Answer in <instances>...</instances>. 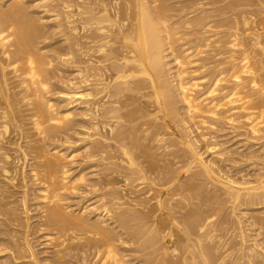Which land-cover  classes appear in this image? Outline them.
I'll return each instance as SVG.
<instances>
[{
	"label": "rangeland",
	"instance_id": "rangeland-1",
	"mask_svg": "<svg viewBox=\"0 0 264 264\" xmlns=\"http://www.w3.org/2000/svg\"><path fill=\"white\" fill-rule=\"evenodd\" d=\"M11 1H13V0H2L0 3L1 4L3 3L5 5V9H6V8H8L9 4L11 3ZM24 1H26L27 2V6H29V7H27L29 11H28V14L26 15V17L28 16L29 18L28 19L25 18L26 21H28V23L29 22H32V23L36 22V24H37L38 23L37 21L40 20L41 21V24L38 23L39 25L38 24L37 25L40 27V29H42L41 31H43V32H41L43 34L39 33L42 36L41 35H38L39 37L37 36L38 38H36L35 41H33L36 44H33L34 46H32V49H33V51L36 50V52H37L36 55H39V54H41L43 52L42 55L45 56L44 57L45 60L47 62H51L52 61V63H53L52 64L53 67L48 70V73H49V78L48 79L50 80L49 83L52 85V88H51L50 92L48 94H46L47 96L45 95L46 98L48 99L47 100L45 98V102H46L45 104L47 105L51 101L50 103L53 102L54 109L56 110V112L57 111H59V112H65L66 111V108L68 109L67 106H69V105H67V104H69V100H67V96L64 93H66V91H68L71 88V83L78 81L76 79L78 77V73L76 72V67H75V66L78 65L77 63H75V62H77V58H76L75 54L73 55V52H74L73 50L75 49V46L72 45V44H75V40H74L75 39V36L72 34V31L70 32V29L71 28L68 25V22L66 21L65 14H63L65 11H69V10L65 9V6L66 5H74V2H73V0H59V1L58 0H54V2H52L53 0H51L49 3H47L48 5L46 4L47 7H45V6H43V3L41 2L42 0H24ZM162 1H163V3H162ZM162 1L159 0V3L165 6V8L167 10L168 19L171 21L170 22L171 24L176 23L177 22V19H180L179 17H182L183 16V18H185V15L186 14H184V13H187L191 17L188 16V18H185V20L186 19L187 20H190V19L196 18L197 16L203 15V16H207L209 19L215 20V21L209 20V22L217 25L220 28L219 29L217 27L216 28L217 30L214 29V30L209 31V34H207L208 33L207 32L208 30H203V28H201V27H193L194 30H195L194 31L193 28L187 29V28H184L182 26H179V28H177L178 31L175 30V33H177V34L180 35V36L178 35L179 36L178 37V40H180V41L177 40L178 42H176V44L174 46V48L176 50L175 51L176 54L175 55L172 54L170 56L172 59L169 58L170 59L169 60L170 65L172 67L171 68L169 66V68H170V71H171V69H172V71L169 72V74L171 75V77L168 76L172 80H176L175 81V84H177V79L174 78V77H176L174 75V73L176 74V70H177V65L174 62L175 57L180 56L181 53H183V51L187 50V48L190 49V48L193 47V45L195 47L196 46L195 44H197L198 41L203 40V38H208V36L213 38L214 35H215V37L212 39V41H214L216 38L219 41L220 40L222 41V45L221 46H216L215 47V45H213L210 48L203 49L202 52L201 51H196L195 49H192L191 50V52H192L191 54L193 55L194 52H195V55L193 56V58L191 60L192 61V63H191L192 65H189L188 66L189 68L187 67L188 74L185 77V81L188 80L186 82H190L192 79H195L196 81H198L197 83H199L200 87L197 88L196 91L194 92V95L195 96H197V95L199 96V95L205 93L208 90L209 87L211 88L210 83L211 84L213 83V81L215 80L214 78L217 75V72H216L217 69L215 67H213V66H216L217 67L219 65V62H220L221 58L223 59V58H226L225 56H227V57L229 56L228 55L229 53L223 55L222 57H220L219 54L221 52L226 53L227 51H230V49L226 48V47H228L226 43L228 41H230V37L233 38L234 35H237L238 38H239V40L241 42H243L244 44H246V45L249 42L247 40L251 39L252 37L256 38L257 36L260 37L262 35L260 38L261 39H264V32H262V31H264L263 30L264 29V16H263L264 15L263 14L264 13V6L262 4H260L259 0H242L243 3L247 4V7L239 8V10H243L244 13L246 12L245 13V17L248 18L249 16H251V17L248 18L249 22H251L250 23V26H247V27L243 23V20H242L243 18H241L242 14H239V15L236 16V14H238L240 11L239 12L236 11V12L233 13V12L229 11V9L227 10V8L230 6V3L238 2V1H241V0H162ZM166 1H168V2H166ZM223 1H225V2H223ZM6 2H7V5H6ZM178 3H179V5H178ZM189 4H190V6H189ZM208 4H210V5H208ZM215 4H218V5H215ZM187 5L189 6V8L191 10L188 8ZM182 6H185V7H182ZM220 6H222L223 9ZM181 7H182V9H181ZM192 9H194V10H192ZM180 10H182V11H180ZM183 10H185V12ZM203 10H204V12H203ZM220 11L223 12V13H225V11H226L227 13L223 14ZM259 11H260V13H259ZM177 12H179V13H177ZM182 12H184V13H182ZM191 12H193V13L191 14ZM201 12H203V13H201ZM218 12H220L221 14L218 13ZM30 13L33 14V15H31ZM35 14H36V16H34ZM176 14H179V15L176 16ZM70 15H71V13H70ZM180 15H182V16H180ZM220 16H221V18H220ZM227 17H229V18H227ZM230 17L233 18L234 20L236 18L235 22ZM35 18H37V19H35ZM225 18L227 19L226 22H224V20H222V19H225ZM253 18H254V20H252ZM229 19H231L232 21L229 20ZM185 20L183 19L182 22L185 21ZM257 20H258V22H257ZM253 21H254V23H253ZM172 22H174V23H172ZM58 23H60L62 25H60ZM236 23H238V25H236ZM219 24H220V26H219ZM63 25H64V27H63ZM58 26H60V27H58ZM225 26H227V28H229V29L227 30V28ZM261 26L263 27V29L261 28ZM235 27H237L238 29H236ZM181 28L183 30H185V31H183ZM253 29H254L255 35L251 31ZM180 30H182L183 32L180 31ZM232 30H235L236 32L235 31H232ZM238 30H240L241 32H239ZM247 30L248 31H251V32H248ZM256 30H258V31L256 32ZM192 32H195L196 34L195 33H192ZM182 33L184 35H187L188 34L189 37L186 36V38H185V36ZM198 33H199V35H198ZM201 33H204V34H201ZM229 34L230 35L232 34V35L230 36ZM244 34H246V35L248 34L249 36L250 35L251 36L250 37L248 35L245 36ZM195 35L197 36V38H196ZM216 35H217V37H216ZM252 35H254V36H252ZM243 36H244V38H243ZM190 39H191V41H190ZM217 39H216V41H218ZM225 40H226V42H223ZM186 41H188L189 45H188V43ZM189 41L190 42H193V43H190ZM82 42H84V41H82ZM223 43H225V44H223ZM71 45H72L73 48H70ZM191 45H192V47H190ZM183 46H185V47H183ZM222 46H225V47H222ZM220 47H222V49ZM211 48H212L213 51L211 50ZM218 50H219V52H218ZM252 50H253L252 47H249V46L246 47V48H242V49L236 50L235 51V53H236L235 54V57L238 60L237 63L240 64L241 61L243 60L242 57L244 56L243 55L244 51H248V52L250 51L249 53L250 54H253V51ZM241 51H242V53H241ZM198 52H200V54ZM204 52H205V54L202 55ZM33 53L35 54V52H33ZM67 55H69V56H67ZM216 55L219 56L220 58L219 57H216ZM72 56H74V57H72ZM46 57H48V58H46ZM70 57L72 58V60H71ZM216 59H218V60L220 59V60L218 61ZM239 59H242V60H239ZM83 60H84L83 61V63H84L85 62V59H83ZM216 61H217V63H216ZM194 62H195V64H194ZM209 62L212 63V64H210ZM83 63H81L82 64L81 67L87 66V65H85ZM205 63L207 65L209 63V65L207 66ZM60 64H61V66H60ZM204 66H206V67L203 70V67ZM200 69H201V71H200ZM209 69H210V72H209ZM195 70H196L197 73H194ZM206 74H207V76H206ZM214 74H215V76H214ZM173 75H174V77H173ZM211 76L213 77V79H212ZM10 77H12V76H10ZM205 77H208V78H205ZM51 79H52V81H51ZM247 79L248 78H246L245 80H247ZM16 81H17L16 79H12V81H11V84L12 85L11 86L15 87L17 85V83L15 84ZM200 81H202V82H200ZM261 82H262V84L264 86V72L262 73ZM69 84H70V86H69ZM67 87H69V89H67ZM226 87H228V89ZM230 88H231V85H229V86L228 85H222V87H220V89H219L222 92L218 91V93H216V98L217 99H222L223 96H225L226 94L229 93ZM223 91H226V92H223ZM62 94H64L65 96L62 95ZM223 94H225V95H223ZM219 95L221 97H219ZM259 102L256 104L257 106L256 105L254 106V108H253V110L251 112L253 114L254 113L255 114L257 113V115H256L257 117L255 116V118L257 120L259 119L258 122L260 121L263 124L264 123V117H261V116H262V114L264 115V113H263L264 112V102H263V104L262 103H259ZM21 105L23 106V104H21ZM21 105H19V107H21ZM24 105H26V104H24ZM179 105H180V107H179ZM183 106H184V104L182 102H180L178 104V107L180 108V112L182 111L185 114V112H186L185 111V108H183V110L181 108ZM24 107L27 108V106H23V107H21L19 109L18 108V105L16 107H14L15 111H16V109H19V111L18 112L16 111L15 114H17L19 112H20V114H22L23 112H21V111H24V113L27 116H24L25 115L24 113L21 116L19 114H17V115L20 116L21 119L19 117H17V115H16V119L17 118H19V119H17V120L15 119L16 122H15V120H13V121L11 120L13 122V125L14 126L11 125V123L9 121V126L11 125L9 127L10 130L8 132L9 135L2 132L7 137L5 135H3V137L5 136V138H6V139L5 138L3 139L5 143H3V141L0 142V144H1L0 145V150L3 151L2 153L0 151V165L1 166H4V167L6 165H8L7 167L10 169V173L8 174L9 176L6 175V174L3 175V173H2L3 171L0 172L1 176L3 175L2 177L0 176V190L1 189L3 190V191L2 190L0 191L1 192L0 193V197L2 196L1 199H0V201L1 202L2 201H5V202H3L4 204H1L0 203V209L1 208H4L5 207V203H6V207L4 208V210H2V209L0 210V215L2 213V215L0 216V241L3 242V240H4V243L3 244H2V242H0V247H1L0 249L6 248L4 246H7L8 243H12V244L16 245V248L18 249L17 250L15 248L14 249L8 248L9 250L6 251L7 253L6 252L4 253L5 257L0 258V261H1L0 264H4V263L5 264H17L18 262H19L18 264H28V262H29V264L30 263L31 264H36V261H37V264H54L55 262H56L55 264H57V263L58 264H62V262H63V264H98L100 260H97V259L94 258V257H96V254L98 252L97 250H99V251L102 250V252H103L105 250V248H106L104 245H102L103 244V241H100L101 240L100 237H98L95 234V233L98 232V229H99V228H97L98 226H100V227H107L108 226L107 228L110 227V230L113 229V228H115V230L114 229L113 230L116 233L119 230V232H118L119 234L118 233L117 234L119 235V237L121 236V238L118 239L120 241V243L118 245V242H116V241H118L116 239L117 238V234H116V238H115V242L116 243L114 242V245H115V247L118 245L116 247L118 249H115V251L116 250H117L116 252L119 251L118 252L119 256L121 258L124 257L123 258L124 261L125 262L127 261L128 264H129V262H132L130 264H137L138 262L139 263L141 262L140 264H152V263L155 264V262H156V264H158L159 261H162L164 259V252H163V250H161V249H163V244H162L163 242L157 241V240L154 241V239H153L154 238V235H155V232H152L153 231V221H152L153 220L152 219V217H153V206H156V204H157V201H156V203H155V201H153V190L156 193V195L160 194V189L163 190L164 188H162L160 186H157V185H160L163 182H165L167 180H172L174 178H176L178 180V177L177 176L179 174H180V177H181V179L183 181H181V179H180V181H179L180 183L178 182L177 183V186L175 187L176 189L175 190L173 189V190L175 192L179 193V195L177 193L176 194L178 196H180L181 198H183V200L185 199V201L183 202V200H181L180 197H177V195L174 194L175 192L173 190H172L173 193H171L172 195L171 194H170V196L169 195H166L163 198V200H164L163 202H165V204L166 203H169V200H172L170 203H171L172 207L174 208V210L177 212V215L176 216L178 218L180 217L179 219L177 218L178 220H180L179 221V224H180L179 226L182 227L183 226V221L189 220V219L195 220L197 218L200 221L203 220L204 222L206 221V219H208L209 220V227H208V229L206 231H207V233L208 232L211 233L214 236V239L215 238H217V239L216 240L213 239L214 241H211L212 244L210 243V241L207 242L206 244L208 246L215 247V248L217 246V249L220 251L218 254H219V256H221L222 258L225 259V264H241V262H243L242 264H247V263L248 264H264V259H263L264 258L263 257L264 256V253H263L264 252V242H263L264 241V203H263L264 202V199H263L264 198V185H262L263 184L262 182L264 181V178H263L264 177L263 176L264 175V132H262L260 136H253L251 134L250 128L248 126V123H247L246 119H243L244 118L243 116H245V113L246 112H244L242 110L241 111L240 110H236V111L233 112V115H236V116L239 115V116H237V118L238 119L240 118L239 122L236 123V124H232V123H230V122H228L226 120H221V119H218L217 120V119H214V118H208V119H206L208 124L207 125H203V124L201 125V124H199V122L201 121V119H198L199 121H197V120L195 121V124L196 125L194 123H189V125H188V126H190L192 128L191 130H192L193 134H191L192 133L191 131L185 130L186 129L185 128L186 125H184V123H182L181 121H179V123L180 124L182 123L183 125L182 124L181 125L184 126L181 129L182 134L183 135L185 134L188 140L193 141V138H194L193 135L195 136V138L197 140H200L199 135L201 136V134L205 135L206 137L208 136L205 141H203L202 139L200 140L201 141V143H200V145H201L200 151L201 152L200 153L203 154V155H205L204 157H205V159L207 161L211 162L212 164L215 163V165L213 164L214 165V168H215V172H214L215 174H213V175L211 174V177L214 178V179H212L210 177V175L205 174L206 172L203 169H201V167L199 165L197 166V164L193 163L192 157H190V156H192L191 151L188 150L189 148L187 146H185V144H182L179 139L177 141V138L175 136H173L170 131H166L165 132V130L163 128H161L159 122L156 121V116H153L154 119H153V117H147V118L145 117L144 119H140L139 121H137L135 123V124H137L139 122V125L140 126L141 125L143 126V124H145V123H146L145 125H147V126L144 125L143 127L141 126V128L139 130L142 129V131H137V133H138V146L141 143V145L139 147H137L136 144H133L131 141H127L124 144L117 142L116 141V138H115V137H117L116 135H118V132H117L113 136V141H115V142H113L112 140H109L108 142H106V145H105V150H106L105 157L101 158V156L103 154H100L98 156V154H93V152H92V146L93 145L90 142V140L92 141V139H89V136L90 135L91 136L94 135L93 139L94 138L95 139L96 138L97 139H101V137H99L98 134H97V136L99 138L97 136H95L96 132L92 131V127L90 126V124H88V121L90 120V118H88V117H90V116L84 118V115H87L86 114L87 111L85 110V107L86 106L85 107L84 106H81V107L79 106V107H77L78 109L77 108L73 109L72 111H74V113L72 112L73 113V115L71 116L72 118H69V119H73L74 121H76V123H74L73 121H70L69 123H66L67 122L66 121L65 124H63V125L66 126L67 129L64 128V126L62 125L63 127L61 129L57 128L54 133H52L49 136H47V138H46L47 140L45 139L46 136H44V137L41 136L42 138H44V140H43L40 137V135L36 132L34 126H32V124H33V122L35 120L34 119L35 117H33L34 116L33 113H35V115H36L37 114V111L35 109H33V111L35 110V112L28 111V110H30V107H32V108H35V107H33V106H30L29 107L28 106L29 107V108H27L28 110L27 109L26 110H23V109H25ZM258 107H259V109H258ZM81 109L84 110V111L82 112ZM256 110H258V111H256ZM76 111H79V112H76ZM145 111H143V112H145ZM182 112H181V114L183 115ZM259 112H262V114L260 115ZM82 114H83V116H82ZM76 115L79 116V117H77ZM157 115L160 116V114H157ZM29 116H30L31 119H29ZM80 116L82 118H80ZM183 116L185 117V115H183ZM32 117H33V119H32ZM86 118H88V119H86ZM260 118L263 119V120L261 119L263 122L260 120ZM77 119H79V120L77 121ZM18 120H19V123L17 122ZM217 121H218V123H217ZM71 122H73V123H71ZM210 122H212V123H210ZM156 123H157V125H156ZM71 124H72V126H71ZM75 124H76V126H75ZM158 124H159V126H158ZM150 125L151 126L154 125L153 126L154 128L151 127ZM261 125H259V126L264 131V124L262 126ZM17 126H19L20 129ZM68 126H70V127H68ZM156 126H157V128H156ZM21 128H22V130H21ZM149 128H151V129H149ZM183 128H184V131H183ZM218 128H220V129H218ZM16 129L19 130V131H17ZM57 130L59 132H57ZM63 130L66 131V132H64ZM147 130H150V131H147ZM158 130H160V132ZM195 130H197V131H195ZM15 131H16V134H15ZM22 131H24V132H22ZM30 131H32V132H30ZM85 131H86V133H85ZM185 131L188 133V135L190 137L187 136V133ZM209 131H210V133H209ZM20 132H22L21 134L24 137L21 136ZM80 132H81V134H80ZM36 133L39 136H37ZM145 133H146L147 136L145 135ZM158 133H159L160 136L157 135ZM163 133H164V135H163ZM53 134H54V136H53ZM151 135H152V137H151ZM155 135H156V137H155ZM185 135H184V137H185ZM247 136H250V138L247 137ZM160 137L163 140L165 139L163 143L162 142H158L159 140H161V139H158ZM40 138L44 142L41 141ZM153 138H155V139H153ZM51 139H53V140H51ZM141 139H142V141H141ZM145 139H146V141H145ZM156 139H157V142L159 144L158 143L156 144V141H155ZM251 139H254V140L251 141ZM101 141H105V140L104 139H101ZM110 141H112V142H110ZM152 141L153 142L155 141V142L153 143ZM29 142H30V144H29ZM85 142H86L87 145L85 144ZM165 142H166V144L164 145ZM177 143H179V144H177ZM162 144H163V146H160ZM170 144H171V147H173L171 149L168 148V147H170ZM215 144H216V146H215ZM134 145H135V147H134ZM211 145H214L213 147H216V150L215 151L207 150L209 148V146L212 147ZM108 146H110L111 148H109ZM123 146H124V148H123ZM141 146H143V148ZM174 146H176V147H174ZM32 147L35 148V149H33ZM119 147H121V149ZM160 147H162V148L160 149ZM163 147H165V148H163ZM107 148H109V149H107ZM125 148H126V150L128 149L129 151L132 148L135 149V151H133V153H132L133 154L134 161L137 162L136 165L139 166V168H144L145 171L147 170L145 172V175H142L141 176V175L133 174V172L131 170V166L128 163L129 162V159L126 156H124V150H125ZM136 148H137V150H136ZM166 148H167V150H165ZM41 149H44V151L41 150ZM46 149H47V151H46ZM34 150H36V151L34 152ZM86 150L88 151L89 154L86 153L87 152ZM122 150H123V152H122ZM218 150H219V154L217 152ZM22 151H23V153H22ZM41 151H43L45 153H43ZM54 151L55 152L59 151V152H62V153L68 154V155L69 154L75 155V160H74V163H72V164L70 162H68V161H71V158H69V160L67 161V163H66L65 160L64 161H58L56 163H55V161L53 159L52 160L55 163V167H56L55 169L57 170V173L60 174L59 175V180H61L60 182H62V179H63L62 178L63 177L62 174H63V172L65 170L64 167L67 170L69 169L70 172H72V173H70L69 180H68L69 183L71 182V187L70 186L68 187L70 190L69 189L68 190H65V191L62 190V192L64 191L63 192L64 194L61 191H59V194L61 196V199H63V201L61 200L63 202V204H60V205H61L64 213L65 212L66 213L68 212L67 215L70 218H77L79 216V214H80L79 217H81V219L83 220V223H81L82 221L80 223L77 222L76 223L77 226L76 225H74V226L72 225L71 227L70 226H65L62 230H59V228H58L61 225L60 226L59 225L58 226L57 225H52V223H50L51 221H49V219H45V218H48V214L47 213H48L49 209L53 208L51 205L54 206V204L53 203L48 204V201H46L47 203H45V201H43L42 198H39V197L42 196V193L41 192L44 191L45 189H47V186L50 187L49 186V181L46 183V181L48 180V178H47V169L44 166L45 165L44 159H43L44 158V154H46V153L47 154L48 153L51 154L52 153V155H53L54 154ZM146 151H148V152H146ZM4 152H7V154L10 156V159L11 158L12 159L6 162V160L3 159L4 158L3 155L6 154ZM214 152H216L219 156L216 153H214ZM223 153H225V154H223ZM33 154H34V157H33ZM36 154H38V155H36ZM52 155H50V156H52ZM220 155H222L223 157H221ZM26 156H28V157L26 158ZM177 156H179V157H177ZM34 158L36 159V162H35V159ZM37 158H39V159H37ZM40 158L43 159V161ZM24 159H27L28 161L27 160H24ZM1 161H3V162H1ZM93 161H94V163H92ZM189 162H190V164L192 163V165H190V164L187 165ZM61 163H62V165H61ZM15 164H17V166ZM24 164L26 166H24ZM31 164H32V166H30ZM19 165H21V166H19ZM1 166H0V169L3 168ZM187 166H189V167H187ZM14 167L15 168L18 167V168L15 169V170H13ZM152 167H155V169L157 171L154 168H152ZM156 167H158V168H156ZM34 168H35V170L37 168L36 172H34L35 171ZM39 168H40V170H39ZM185 168L189 169V171L187 169H185ZM193 168H195V169H193ZM59 169H61V170H59ZM32 170H34L33 172L34 173H37L38 175H40V173H42V172L44 173V171H46L45 172L46 175H44V174L43 175H40L43 178H41V177L39 178V176H38L39 180L32 179L33 178L32 177L33 176ZM56 170H55V172H56ZM153 170L156 173L153 172ZM176 170H178V171H176ZM12 171H14V172H12ZM37 171H39V172H37ZM40 171H42V172H40ZM58 171H60V172H58ZM216 171H217V173H216ZM165 174H167V175H165ZM175 175H177V176H175ZM6 177H7V179H9V177H10V179L7 180ZM57 177H58V175H57ZM80 177H86V180L87 181H83V183H80V182L78 183L77 181L79 180ZM194 177H195V179H194ZM44 178H46V179H44ZM127 178H129L130 181H127V180L125 181V179H127ZM163 178H166V179H163ZM219 178L221 179V181L223 180L222 182H226V184H227V182H229L228 179L231 178L232 180L229 179L230 181H234L238 185L241 184L240 185L241 187L243 186V184H245V187L246 188L247 187H252V186L257 187V191L259 190L257 192L259 194V197L258 196L257 197L254 196V197H250V198L249 197H246V195L248 194V192H247V190H245L246 192L243 191L242 197L238 200L240 202L239 203V202L235 201V199L231 198L230 197V194H228V190L226 188H223V186H221V184L219 182H217V181H220ZM223 178H225V179H223ZM226 178H228V179H226ZM41 179L42 180L44 179L43 180L44 183H43V181H40ZM75 179H77L76 182H75ZM258 179H261V180L259 181ZM31 180H32V182H31ZM84 180H85V178H84ZM156 180H159L160 182L159 181H156ZM257 180L259 182H256ZM7 181H9V182H7ZM11 181L15 182L14 185L11 184V183H13ZM154 181L156 182V184H155ZM72 182H74V183H72ZM250 182H252L253 184L250 183ZM75 183H77V184H75ZM208 183H209V186H206ZM43 184H45V185L47 184V185L46 186H43ZM74 184L77 185V186H75ZM256 184H257V186H256ZM153 186H155V187H153ZM187 186H189L190 188L187 187ZM72 187H74L73 189H75V190L71 189ZM194 187H195V189H194ZM158 188H159V190H158ZM110 189H112V191ZM187 189H189V190L191 189L190 192ZM79 190H80V192H79ZM148 191H150L151 193L148 192ZM157 191H159V192H157ZM24 192L25 193L28 192V195L29 196L27 194H25ZM184 192L188 193V195L186 193H184ZM262 193H263V195H262ZM3 194H5V195H3ZM11 194H12V196H11ZM189 194H191V197L192 196H195V197L194 198L193 197L191 198L189 196ZM243 194L245 195V197H244ZM8 195H10V196H8ZM108 195L111 196L112 198L109 197ZM25 196H27V197H25ZM186 197H187V199L192 200V201L186 200ZM199 197H200V199H199ZM174 198H176L177 200L174 199ZM196 198H198V199H196ZM6 199H8V201ZM116 199L118 200V202H117ZM178 199L180 201H182V203H184V204H182L180 201H178ZM245 199H247V200L245 201ZM50 202H51V200H49V203ZM209 202H210V204H209ZM211 202H213V203H211ZM241 202H243V203H241ZM24 203H25V205H23ZM199 203H200V207H199ZM256 203H258V204H256ZM42 204H43V206H42ZM213 204L216 205V206H214ZM241 204H244V205H241ZM248 204H250V205L248 206ZM251 204H252V206H251ZM260 204H262V205H260ZM64 205H65V207H63ZM104 205L108 206V208L107 207L104 208L105 207ZM181 205H184V206H181ZM187 205H189L190 208ZM191 205L194 208L191 207ZM212 206H213V208L211 209ZM239 206H241V207H239ZM101 207L104 210H102ZM186 207H187V209H186ZM11 208H12V210H11ZM13 208H14V211H13ZM86 208H88V210ZM98 208L100 210H102V211L99 212V209ZM203 208H204V212L202 210ZM46 209H48L47 210V213H46ZM96 209L98 211H96ZM106 209H107V211L109 213H107V211H105ZM145 209H146V211H145ZM193 209H195V210H193ZM24 210H25V212H24ZM69 210L72 211V212H70ZM83 210H85L86 213H84ZM109 210L112 211V212H110ZM178 210H180V211L182 210L184 212V214L187 215V216L183 215V212L182 211H181L182 213H179L180 211H178ZM189 210H190V212H188ZM191 210H193V212ZM42 211H43V213H42ZM209 211L210 212L212 211V212L210 213ZM129 212H131V213H129ZM146 212H147V214H146ZM5 213H6V215H5ZM7 213H9L8 214V217L10 216L9 218L7 217ZM12 213L13 214L15 213V214L12 216ZM71 213H72V215H74V217H72ZM82 213H84V214L81 215ZM113 213L115 214V217H114V214ZM190 213H192L191 216H190ZM201 213H202V215H201ZM106 214H110V215L107 216ZM178 214H180V216H178ZM4 215L6 217H4ZM102 215H103L104 218L102 217ZM97 216H98V218H97ZM211 216H213V217H211ZM110 217L112 218V221L110 220L111 219ZM181 217H182V219H181ZM18 218H20V219H18ZM94 218L96 220H94ZM107 218H108V220H107ZM113 218L115 219V221H114ZM183 218H185V219H183ZM2 219H4L3 221H5L7 219L8 220H7V222L5 221V223H4L3 221H1ZM14 219H15L16 222L14 221ZM97 219H102L103 221L102 220L101 221L99 220L100 222H97L98 221ZM9 220H11V221H9ZM90 220H93V221H90ZM117 220H119L120 222L117 221ZM126 221H128V222H131L132 221V222L131 223H128ZM45 222H48L49 225L48 224H45L43 226L42 223H45ZM95 222L98 223V224H96ZM16 223H18V224H16ZM106 223H108V224H106ZM142 223H145L146 225L145 224H142ZM147 223H148V225H147ZM81 224H83L85 226H83ZM93 224H94V226L96 225V227H94ZM105 224H106V226H105ZM116 224L117 225L119 224V225L117 226ZM210 224H212V225H210ZM88 225H89V227H87ZM120 225H121L122 228L124 227L125 229L123 228V230H122V228L119 227ZM55 226H57L56 227L57 229L55 228ZM80 226H82L83 228L80 227ZM127 226H129V227H127ZM145 226H147V227H145ZM5 227L8 228V229H4ZM86 227H87V229H86ZM151 227H152V229L150 230ZM65 228L66 229L68 228V230H66ZM81 228H82V230L83 229H85V230L82 231ZM90 228H91V230H92V228H96V229H94V230L91 231ZM141 228H142V232L143 233L141 232ZM175 228H176V226L174 227V231H175V233H176L177 236H176V238H174V241H177V242H174V245L176 243V247L178 249H181L182 246H184V244H183L184 243V236H183L182 233L177 232L178 231V228L177 229H175ZM9 229H10L11 232L9 231ZM128 229H130V230H128ZM3 230H5V231H3ZM7 230H8V232H7ZM65 230H66V232H65ZM212 230H213V232H212ZM60 231H62V232L64 231L63 234ZM84 231H86L85 233H87V232H89V233H87L86 236H85ZM93 231H94V233H93ZM95 231H97V232H95ZM135 231H136V233H135ZM2 233L3 234H6V236L3 235ZM92 233L95 236H97V237H94V235ZM67 234H69V235H67ZM50 235H52V237H49ZM135 235L137 236V238H135L136 237ZM15 236H16V238H15ZM216 236H219V237H216ZM7 237H8V239H7ZM53 237L56 238V239L55 240L54 239L52 240ZM76 237L78 239H76ZM86 237L88 238V240H86L87 239ZM126 237H128V239ZM181 237H182V239H181ZM4 238H6V239H4ZM18 238H19V240H18ZM24 238H25V240H24ZM70 238H73V239H70ZM79 238H80L81 241L79 240ZM84 238H85V240H84ZM124 238H126V239H124ZM63 239L65 241L67 240L66 241V244H65V242H63ZM89 239H90V241H89ZM130 239H131L132 242L130 241ZM9 240H10V242H9ZM15 240H17V241H15ZM76 240H78V241H76ZM91 240H93L94 243L96 241V243L94 244L93 242H91ZM74 241H76V243ZM98 241H100V242H98ZM218 242H219V244H218ZM16 243H18V244H16ZM25 243H26L27 246L25 245ZM61 243H63V244H61ZM90 243H92V244H90ZM97 243L99 245L101 244V246H99V247L96 246ZM215 243H216V245H215ZM222 243H223V245L221 246ZM77 244H79V245L77 246ZM93 245L95 247H97L96 248L97 250L95 248H93L94 247ZM132 245H134V246H132ZM153 245H154V247H153ZM29 246L32 247L33 249L35 248L34 250L36 251V255L38 256V257H36V259H33V258L29 257L30 255L28 254V252H24V254H23L24 256L21 257L22 260L19 258L18 255L16 256V254H18V251L19 250H23L24 251V250L28 249ZM66 246H68V247H66ZM121 246H122V249L120 248ZM255 246H256V248H255ZM62 247L65 249V251L63 250ZM100 247L101 248L103 247L104 250L101 249ZM126 247L127 248L129 247L132 250H129V248L127 249ZM222 247L225 248V249H223ZM231 247H232V249H230ZM68 248L70 250L71 249L72 250L71 251L70 250L67 251ZM91 248L93 249V252H91ZM74 249H76V250H74ZM79 249H82V250H79ZM125 249H126V251H125ZM221 250H222V253L223 254L221 253ZM225 250H226V252H225ZM240 250H241V252H240ZM16 251H17V253L14 254V252H16ZM130 251H132V252L130 253ZM155 251H157V252H155ZM249 251H251V253ZM254 251H256V252H254ZM60 252H62V253L60 254ZM86 252L88 254H86ZM122 252H124V253H122ZM238 252H239V254H238ZM121 254H124L125 256L124 255L121 256ZM11 255L13 256L14 261L12 260V256ZM61 255H63V256L61 257ZM126 255H127V257H126ZM142 255L145 256V257H143ZM158 255H159V257H158ZM223 255H225V256H223ZM252 255H253V257H252ZM256 255H257V257L260 256V258L263 261L260 258H257ZM59 256H60V260H59L60 263L58 261ZM83 256L85 258V262L83 261L84 260ZM135 256H136V258H135ZM56 257H58V258H56ZM156 257H158V259ZM242 257H244V258H242ZM248 257H249V259L252 258V259H250L251 261L248 259ZM142 258H143L144 261L142 260ZM167 258H169V257H167ZM61 259H63V260L61 261ZM81 259H83V260L81 261ZM240 260H243V261L240 262ZM33 261H35V262H33ZM12 262H14V263H12ZM110 264H112V263L110 262ZM180 264H182V263H180Z\"/></svg>",
	"mask_w": 264,
	"mask_h": 264
},
{
	"label": "bare ground",
	"instance_id": "bare-ground-1",
	"mask_svg": "<svg viewBox=\"0 0 264 264\" xmlns=\"http://www.w3.org/2000/svg\"><path fill=\"white\" fill-rule=\"evenodd\" d=\"M2 0H0L1 2ZM51 0H42L41 2L43 3V6L47 7V3H49ZM59 1V0H58ZM162 1V0H160ZM30 2V1H29ZM35 2V1H34ZM54 2V0L52 1ZM74 5H66L65 9L69 10V11H65L63 14H65L66 17V21L68 22V25L70 26V32L72 31V34L75 36V44H72L73 46H75V49L73 50V55L75 54L76 58H77V63L75 66L76 67V72L78 73V77L76 78L78 81L77 82H73L71 83V88L69 89V87H67V89H69L68 91H66V93H64L67 96V100H69V106L68 109L66 108L65 112H59L54 109V105L53 102L52 103H48L47 105L45 104V98H46V94H48L52 88V85L49 83V73L48 70L51 69L52 66V61L51 62H47L45 60V56L42 55L43 52L39 55H36L37 52L36 50L33 51L32 46H34L33 41H35L36 38H38V35H41L43 33V31H41L42 29H40V27L38 26L41 21H37L38 25L36 24V22L32 23L26 21V19H28L29 17L26 15L28 14V8L29 6H27V2L24 0H13L11 1V3L9 4L8 8L5 9V5L2 3H0V142L3 141L4 142V138H5V134H8L9 130H10V126L13 125V120L16 119V115L19 114L20 116L23 115L24 111L22 114L17 113L15 114V112L19 111V109L23 106H27V108H29L30 106H33L35 108L30 107V110H28L26 107H24L25 109L23 110H28V111H33V109H35L37 111V114L35 115V113H33V117H35L34 122L32 124V126H34L36 132L40 135V137H45V139L47 138V136H49L50 134L54 133L56 131L57 128L61 129L66 123H69L70 121H73L74 123H76V121H74L73 119H69L72 118L71 116L73 115L74 111H72L73 109L77 108V107H81V106H86L85 110L88 112H86L87 115H84L85 117L90 118V120L88 121V124H90V126L92 127V131L96 132L95 136L101 137V139H104L105 141H101V139H93L94 135H90L89 139H92V141L90 140L92 146V152L93 154H98V156L100 154H103L101 156V158L105 157V145L106 142H108L109 140L113 141V136L114 134H116L118 132V135H116V141L119 143H125L127 141H131L133 144H136L137 147H139L141 145V143L138 146V133L137 131H142L139 130L141 128V126L139 125V122L137 124H135L137 121H139L140 119H144L145 117H153L156 116V121L159 122L161 128H163L166 131H170L172 133L173 136H175L181 141L182 144H185V146H187L189 149V151H191L192 156V161L193 163L197 164V166L199 165L201 167V169H203L206 173L210 175L211 174H215V168L214 165L215 163H211L209 161H207L205 159V155L201 154L200 152V143H201V139L203 141L206 140L205 135L201 134L200 140H197L195 138V136L193 135V141L188 140L186 135L184 137V135L182 134V126L184 123V125H186V129L185 130H189L192 132V128L189 125V123H194L195 121H199L198 119H201V121L199 122V124H203V125H207V120L208 118H214V119H221V120H226L232 124H236L239 122L240 118L238 119L237 116L239 115H233V112L236 110H242L245 113V116H243V119H246L248 126L250 128V132L253 136H260L262 132H264L259 125H261L262 123L255 118V116L257 115V113L254 115L251 111L253 110L254 106L259 102L262 103L264 102V86L261 82V77H262V73L264 72V39H261L260 37L262 36H257L256 38L252 37L251 39L247 40L249 41L248 44H244L243 42H241L238 38L237 35H234L233 38L230 37V41H228L226 44L228 47V49H230V51H227L226 53L221 52L219 55L220 57H222L223 55L229 53L228 57L225 56L226 58H221L219 65L213 66L217 69V75L215 76V80L213 81V83L211 85V88L209 87L208 90L201 94V95H194V92L196 91L197 88L200 87L199 83H197L198 81H196L195 79H192L190 82H186L188 80L185 81V77L188 74L187 72V67L189 65H192V58L195 55H192L191 50L195 49L196 51H201L205 48H210L213 45L216 46H221L222 45V41L217 40L216 39L214 41H212V37L208 38H203V40L198 41L197 44H195L196 46L192 47V45L190 47L192 48H187V50L183 51V53H181L180 56L175 57L174 62L177 65V70H176V74L174 73V75L177 77H173L175 79H177V84H175L176 80H172L171 78H169L168 76L171 77V75L169 74L170 68V62H169V58H171L170 56L173 54L175 55V44L176 42L180 41L178 40V37L180 36L179 34L175 33V30L178 31L177 28H179V26H182L184 28L190 29L193 27H201L203 28V30H208L206 33L209 34V31L216 29L218 26L209 22V20H213V19H209L207 16H197L196 18L190 19V20H185V18H188L187 13H184L185 10H183L185 15V18L179 17L180 19H177V22L174 24H171L170 20L168 19V15H167V10L165 8L164 5L159 3V0H73ZM72 2V3H73ZM168 2V1H166ZM165 2V3H166ZM171 2V1H170ZM179 2V1H178ZM184 2V1H183ZM214 2V1H213ZM222 2V1H221ZM225 2V1H223ZM229 2V1H228ZM260 4H262L264 6V0H259ZM67 3V2H66ZM163 3V1H162ZM199 3V2H198ZM218 3V2H217ZM252 3V2H251ZM29 4V3H28ZM47 4V5H46ZM213 4V3H212ZM7 5V2H6ZM179 5V3H178ZM185 5V4H184ZM210 5V4H208ZM218 5V4H215ZM261 5V6H262ZM42 6V5H41ZM188 6V5H187ZM190 6V4H189ZM188 6V8H189ZM194 6V5H193ZM196 6V5H195ZM200 6V5H199ZM258 6V5H257ZM260 6V7H261ZM44 7V8H45ZM50 7V6H49ZM167 7V6H166ZM185 7V6H182ZM181 7V9H182ZM205 7V6H204ZM208 7V6H207ZM222 7V6H220ZM244 8L247 7V4L243 3L242 0L238 1V2H234V3H230V6L227 8V10L229 9V11L231 12H236V11H240L237 15L242 14L241 18H243V23L244 25L250 26V23L248 18L251 17L249 16L248 18L245 17V13L243 10H239V8ZM254 7V6H253ZM43 8V7H42ZM192 8V7H191ZM198 8V7H197ZM250 8V7H249ZM64 9V10H65ZM174 9V8H173ZM176 9V8H175ZM187 9V8H186ZM190 9V8H189ZM212 9V8H211ZM214 9V8H213ZM223 9V7H222ZM263 9V8H262ZM191 10V9H190ZM194 10V9H192ZM226 10V11H227ZM182 11V10H180ZM189 11V10H188ZM225 11V13H227ZM68 12V13H67ZM71 15H70V13ZM195 12V11H194ZM204 12V10H203ZM201 12V13H203ZM207 12V11H206ZM221 12V11H220ZM218 12V13H220ZM179 13V12H177ZM193 12H191L192 14ZM215 13V12H214ZM223 13V12H221ZM220 13V14H221ZM223 13V14H225ZM254 13V12H253ZM258 13V12H257ZM260 13V11H259ZM31 14V13H30ZM183 14V15H184ZM190 14V13H189ZM213 14V13H212ZM231 14V13H230ZM248 14V13H247ZM250 14V13H249ZM264 14V13H263ZM33 15V14H31ZM70 15V16H69ZM179 14H176V16ZM200 15V14H199ZM205 15V14H204ZM214 15V14H213ZM228 15V14H227ZM36 16V14L34 15ZM60 16V15H59ZM175 16V17H176ZM226 16V15H225ZM232 16V15H231ZM264 16V15H263ZM64 17V18H65ZM174 17V16H173ZM191 17V16H190ZM213 17V16H212ZM223 17V16H222ZM233 17V16H232ZM26 18V19H25ZM40 18V17H39ZM214 18V17H213ZM217 18V17H216ZM219 18V17H218ZM221 18V16H220ZM219 18V19H220ZM229 18V17H227ZM231 18V17H230ZM37 19V18H35ZM34 19V20H35ZM185 20L182 22V20ZM218 19V20H219ZM233 19V18H231ZM229 19V20H231ZM260 19V18H259ZM262 19V18H261ZM61 20V19H60ZM224 20V22L227 21V19H222ZM234 20V19H233ZM236 20V18H235ZM234 20V22H235ZM251 20V19H250ZM254 20V18L252 19ZM179 21V22H178ZM215 21V20H213ZM212 21V22H213ZM217 21V20H216ZM220 21V20H219ZM232 21V20H231ZM260 21V20H259ZM233 22V23H234ZM237 22V21H236ZM258 22V20H257ZM223 23V22H222ZM232 23V22H231ZM254 23V21H253ZM60 24V23H58ZM62 25V24H60ZM67 25V26H68ZM236 25H238V23H236ZM242 25V24H241ZM252 25V24H251ZM220 26V24H219ZM222 26V25H221ZM244 26V27H245ZM259 26V25H258ZM42 27V26H41ZM60 27V26H58ZM64 27V25H63ZM227 28V26H225ZM234 27V26H233ZM238 27V26H237ZM237 27H235L236 29H238ZM62 28V27H61ZM60 28V29H61ZM219 28V27H218ZM223 28V27H222ZM240 28V27H239ZM261 28L263 29V27L261 26ZM44 29V28H43ZM182 29V28H181ZM220 29V28H219ZM229 28H227L228 30ZM248 29V28H247ZM256 29V28H255ZM183 30V29H182ZM180 30V31H182ZM192 30V29H191ZM194 30V28H193ZM192 30V31H193ZM198 30V29H197ZM202 30V29H201ZM202 30V31H203ZM217 30V29H216ZM242 30V29H241ZM245 30V29H244ZM249 30V29H248ZM247 30V31H248ZM264 30V29H263ZM185 31V30H183ZM182 31V32H183ZM195 31V30H194ZM223 31V30H222ZM235 31V30H232ZM239 32H241L240 30H238ZM252 33L255 35L254 33V29L251 30ZM248 31V32H251ZM258 30H256L257 32ZM197 32V31H196ZM201 32V31H200ZM236 32V31H235ZM243 32V31H242ZM247 32V33H248ZM264 32V31H262ZM41 33V34H39ZM180 33V32H179ZM187 33V32H186ZM189 33V32H188ZM195 33V32H192ZM213 33V32H212ZM215 33V32H214ZM183 34V33H182ZM191 34V33H190ZM189 34V35H190ZM196 34V33H195ZM204 34V33H201ZM236 34V33H235ZM179 35V36H178ZM184 35V34H183ZM199 35V33H198ZM230 35V34H229ZM232 35V34H231ZM230 35V36H231ZM239 35V34H238ZM245 36H247L246 34H244ZM252 35V36H254ZM38 36V37H37ZM42 36V35H41ZM40 36V37H41ZM185 38L187 35H184ZM192 36V35H191ZM196 36V35H195ZM212 36V35H211ZM221 36V35H220ZM219 36V37H220ZM249 36V35H248ZM251 36V35H250ZM249 36V37H250ZM72 37V36H71ZM182 37V36H181ZM199 37V36H198ZM217 37V35H216ZM228 37V36H227ZM240 37V36H239ZM197 38V36H196ZM202 38V37H201ZM244 38V36H243ZM242 38V39H243ZM263 38V37H262ZM181 39V38H180ZM193 39V38H192ZM220 39V38H219ZM70 40V39H69ZM178 40V41H177ZM194 40V39H193ZM192 40V41H193ZM200 40V39H199ZM229 40V39H228ZM84 41V42H82ZM183 41V40H182ZM191 41V39H190ZM189 41V42H190ZM195 41V40H194ZM243 41V40H242ZM188 43V41H186ZM223 42H226L223 41ZM193 43V42H190ZM225 44V43H223ZM71 45L70 48H73ZM189 45V43H188ZM180 46V45H179ZM187 46V45H186ZM252 47V51L253 54H250L248 51H244L243 53V57L240 64L237 63V58L235 57V51L242 49V48H246V47ZM185 47V46H183ZM225 47V46H222ZM222 47H220L222 49ZM180 48V47H179ZM35 49V48H34ZM184 50V49H183ZM212 50V48H211ZM245 50V49H244ZM247 50V49H246ZM251 50V49H250ZM43 51V50H42ZM205 51V50H204ZM213 51V50H212ZM217 51V50H216ZM222 51V50H221ZM35 52V54L33 53ZM208 52V51H207ZM215 52V51H214ZM219 52V50H218ZM40 53V52H39ZM197 53V52H196ZM200 54V52H198ZM242 53V51H241ZM183 54V55H182ZM205 52L202 54L204 55ZM197 55V54H196ZM240 55V54H239ZM242 55V54H241ZM55 56V55H54ZM69 56V55H67ZM212 56V55H211ZM238 56V55H237ZM74 57V56H72ZM196 57V56H195ZM216 57H219L216 55ZM215 57V58H216ZM219 57V58H220ZM48 58V57H46ZM71 58V57H70ZM210 58V57H209ZM214 58V57H213ZM83 59H85V62L83 63ZM172 59V58H171ZM201 59V58H200ZM61 60V59H60ZM72 60V58H71ZM218 60V59H216ZM218 60V61H219ZM57 61V60H56ZM198 61V60H197ZM204 61V60H203ZM54 62V61H53ZM211 62V61H210ZM209 62V63H210ZM214 62V61H213ZM81 63L87 65L85 67H81ZM208 63V65H209ZM217 63V61H216ZM195 64V62H194ZM206 64V63H205ZM212 64V63H210ZM214 64V63H213ZM75 65V64H74ZM73 65V66H74ZM174 65V64H173ZM207 65V64H206ZM207 65V66H208ZM61 66V64H60ZM84 66V65H83ZM200 66V65H199ZM203 66V65H202ZM72 67V66H71ZM206 66L203 67V70ZM66 68V67H65ZM172 68V67H171ZM174 68V67H173ZM189 68V67H188ZM200 68V67H199ZM175 69V68H174ZM213 69V68H212ZM55 70V69H54ZM214 70V69H213ZM52 71V70H51ZM190 71V70H189ZM192 71V70H191ZM201 71V69H200ZM199 71V72H200ZM59 72V71H58ZM206 72V71H205ZM210 72V69H209ZM51 73V72H50ZM57 73V72H56ZM55 73V74H56ZM194 73H197L196 70ZM192 74V73H191ZM205 74V73H204ZM209 74V73H208ZM53 75V74H52ZM74 75V74H73ZM193 75V74H192ZM12 76V77H10ZM55 76V75H54ZM167 76V77H166ZM207 76V74H206ZM246 76V77H245ZM53 77V76H52ZM212 77V76H211ZM51 78V77H50ZM173 78V79H174ZM189 78V77H188ZM208 78V77H205ZM246 78H248L247 80H245ZM12 79H16L17 81L15 82V84L17 83V85L15 87L11 86V81ZM213 79V77H212ZM52 81V79H51ZM73 81V80H72ZM211 81V82H212ZM202 82V81H200ZM68 85V84H67ZM222 85H231L230 91L228 94H223L225 96H223L222 99H217L216 98V93H218V91H220V87H222ZM57 86V85H56ZM70 86V84H69ZM204 87V86H203ZM54 88V87H53ZM228 89V87H226ZM225 88V89H226ZM59 89V88H58ZM201 89V88H200ZM227 91V90H226ZM223 91V92H226ZM222 92V91H220ZM63 93V92H62ZM62 94V95H64ZM220 94V93H219ZM46 95V96H45ZM64 95V96H65ZM218 97V96H217ZM219 97H221L219 95ZM218 97V98H219ZM47 99V98H46ZM48 100V99H47ZM68 102V101H67ZM182 102L184 104L182 108H185V114L183 113V115H185V117L181 114L180 112V105L178 107V104ZM23 104V106L21 105ZM26 104V105H24ZM18 105L19 109H14V107ZM19 105H21V107H19ZM182 105V104H181ZM29 106V107H28ZM257 106V105H256ZM263 106V105H262ZM70 107V108H69ZM144 110H143V109ZM263 108V107H262ZM32 109V110H31ZM78 109V108H77ZM84 109V108H83ZM256 109V108H255ZM254 109V110H255ZM259 109V107H258ZM35 110L33 112H35ZM82 110V109H81ZM146 110V111H145ZM80 111V110H79ZM76 111V112H79ZM84 110H82L83 112ZM145 111V112H143ZM258 111V110H256ZM56 112V113H55ZM73 112V113H72ZM263 112V111H262ZM262 112H259V114L261 115ZM264 113V112H263ZM25 114V113H24ZM84 114V113H83ZM82 114V116H83ZM157 114H160V116H158ZM244 114V113H243ZM17 115V117L20 118V116ZM24 116H27L26 114ZM77 116V115H76ZM241 116V115H240ZM32 117V119H33ZM79 117V116H77ZM257 117V116H256ZM261 117H264V115L262 114ZM17 118V119H19ZM24 118V117H23ZM28 118V117H27ZM74 118V117H73ZM80 118H82L80 116ZM86 118V119H88ZM16 119V120H17ZM21 119V118H20ZM29 119L30 116H29ZM154 119V117H153ZM213 119V120H214ZM262 118H260L261 120ZM12 120V121H11ZM15 120V122H16ZM25 120V119H24ZM79 119H77L78 121ZM84 120V119H83ZM147 120V119H146ZM263 120V119H262ZM261 120V121H262ZM9 121L11 123V125L9 126ZM33 121V120H32ZM85 121V120H84ZM142 121V120H141ZM148 121V120H147ZM152 121V120H151ZM179 121H181L182 125L179 123ZM19 123V120L17 121ZM71 122V123H73ZM87 122V121H86ZM144 122V121H143ZM209 122V121H208ZM216 122V121H215ZM263 122V121H262ZM78 123V122H77ZM197 123V122H196ZM212 123V122H210ZM218 123V121H217ZM17 124V123H16ZM23 124V123H22ZM54 124V125H53ZM142 124V123H141ZM146 124V123H145ZM143 124V126L145 125ZM151 124V123H150ZM158 124V126H159ZM198 124V125H199ZM245 124V123H244ZM264 124V123H263ZM262 124V125H263ZM19 125V124H18ZM26 125V124H25ZM63 125V126H62ZM157 125V123H156ZM196 125V124H195ZM261 125V126H262ZM14 126V125H13ZM20 126V125H19ZM19 126H17L19 128ZM23 126V125H22ZM31 126V127H32ZM72 126V124H71ZM76 126V124H75ZM142 126V127H143ZM147 126V125H145ZM151 126V125H150ZM154 126V125H153ZM151 126V127H153ZM188 126V127H187ZM212 126V125H211ZM234 126V125H233ZM21 127V126H20ZM25 127V126H24ZM70 127V126H68ZM16 128V127H15ZM64 128H66V126H64ZM88 128V127H87ZM154 128V127H153ZM157 128V126H156ZM202 128V127H201ZM20 129V128H19ZM33 129V128H32ZM58 129V130H59ZM67 129V128H66ZM73 129V128H72ZM89 129V128H88ZM145 129V128H144ZM151 129V128H149ZM212 129V128H211ZM220 129V128H218ZM17 130V129H16ZM22 130V128H21ZM20 130V131H21ZM57 130V132H59ZM69 130V129H68ZM198 130V129H197ZM195 130V131H197ZM206 130V129H205ZM204 130V131H205ZM19 131V130H17ZM61 131V130H60ZM64 131V130H63ZM146 131V130H145ZM144 131V132H145ZM150 131V130H147ZM160 132V130H158ZM184 131V128H183ZM200 131V130H199ZM5 134H3V133ZM24 132V131H22ZM20 132V134L22 133ZM27 132V131H26ZM32 132V131H30ZM66 132V131H64ZM70 132V131H69ZM76 132V131H75ZM89 132V131H88ZM186 132V131H185ZM184 132V133H185ZM36 133V134H37ZM84 133V132H83ZM86 133V131H85ZM90 133V132H89ZM147 133V132H146ZM145 133V135H146ZM187 133V132H186ZM190 133V132H189ZM199 133V132H198ZM210 133V131H209ZM16 134V131H15ZM26 134V133H25ZM35 134V135H36ZM37 134V136H39ZM81 134V132H80ZM93 134V133H92ZM148 134V133H147ZM153 134V133H152ZM193 134V132L191 133ZM190 134V135H191ZM3 135H5L3 137ZM9 135V134H8ZM11 135V134H10ZM32 135V134H31ZM68 135V134H67ZM88 135V134H87ZM154 135V134H153ZM158 136L159 133L157 134ZM164 135V133H163ZM162 135V136H163ZM207 135V134H206ZM22 136V134H21ZM30 136V135H29ZM33 136V135H32ZM31 136V137H32ZM54 136V134H53ZM97 136V137H98ZM147 136V135H146ZM145 136V137H146ZM166 136V135H165ZM169 136V135H168ZM187 136L188 133H187ZM192 136V135H191ZM7 137V136H6ZM24 137V136H22ZM41 137V138H42ZM52 137V136H51ZM88 137V136H87ZM98 137V138H99ZM152 137V135H151ZM154 137V136H153ZM156 137V135H155ZM190 137V136H189ZM250 138V136H247ZM11 138V137H10ZM35 138V137H34ZM40 138V139H41ZM50 138V137H49ZM163 138V137H162ZM261 138V137H260ZM6 139V138H5ZM36 139V138H35ZM44 140V138H42ZM41 139V141H43ZM155 139V138H153ZM158 139H161L158 138ZM170 139V138H169ZM16 140V139H15ZM47 140V139H46ZM53 140V139H51ZM64 140V139H63ZM165 140V139H164ZM163 139L159 140L158 142H164ZM249 140V139H248ZM254 139H251V141ZM50 141V140H49ZM48 141V142H49ZM89 141V140H88ZM110 141V142H112ZM142 141V139H141ZM146 141V139H145ZM156 144L157 139L155 140ZM154 141V142H155ZM168 141V140H167ZM166 141V142H167ZM175 141V140H174ZM208 141V140H207ZM246 141V140H245ZM44 142V141H43ZM42 142V143H43ZM51 142V141H50ZM115 142V141H113ZM140 142V141H139ZM153 142V141H152ZM153 142V143H154ZM166 142L164 143V145L166 144ZM169 142V141H168ZM214 142V141H213ZM10 143V142H9ZM89 143V142H88ZM130 143V142H129ZM206 143V142H205ZM209 143V142H208ZM250 143V142H249ZM30 144V142H29ZM45 144V143H44ZM59 144V143H58ZM61 144V143H60ZM86 144V142H85ZM118 144V143H117ZM159 144V143H158ZM179 144V143H177ZM213 144V143H212ZM1 145V144H0ZM8 145V144H7ZM87 145V144H86ZM208 145V144H207ZM12 146V145H11ZM16 146V145H15ZM14 146V147H15ZM29 146V145H28ZM39 146V145H38ZM48 146V145H47ZM62 146V145H61ZM121 146V145H120ZM160 146H163L160 145ZM167 146V145H166ZM178 146V145H177ZM212 147L209 146V148L207 150L210 151H215L216 147H213L214 145H211ZM216 146V144H215ZM4 147V146H3ZM7 147V146H6ZM41 147V146H40ZM109 148H111L110 146H108ZM135 147V145H134ZM143 148V146H141ZM176 147V146H174ZM206 147V146H205ZM33 148V147H32ZM42 148V147H41ZM89 148V147H88ZM107 148V149H109ZM115 148V147H114ZM121 149V147H119ZM124 148V146H123ZM162 147H160L161 149ZM165 148V147H163ZM169 149L173 148L168 147ZM207 148V147H206ZM15 149V148H14ZM35 149V148H33ZM39 149V148H38ZM53 149V148H52ZM130 149V148H129ZM139 149V148H138ZM145 149V148H144ZM183 149V148H182ZM185 149V148H184ZM202 149V148H201ZM19 150V149H18ZM21 150V149H20ZM44 151V149H41ZM56 150V149H55ZM90 150V149H89ZM111 150V149H110ZM137 150V148H136ZM140 150V149H139ZM138 150V151H139ZM156 150V149H155ZM167 150V148L165 149ZM230 150V149H229ZM1 151V150H0ZM33 151V150H32ZM36 150H34L35 152ZM41 151V152H43ZM47 151V149H46ZM87 151V150H86ZM108 151V150H107ZM133 151H135L134 148H132L130 151L126 148L124 150V156H126L129 159V165L131 166V170L133 172V174H137V175H145V171L144 168H139V166L136 165L137 162L134 161L133 158ZM161 151V150H160ZM3 151H1L2 153ZM50 152V151H49ZM53 152V151H52ZM123 152V150H122ZM148 152V151H146ZM219 154V150L217 151ZM221 152V151H220ZM5 155H3V159L7 161L11 160L10 156L7 154V152ZM3 153V154H4ZM23 153V151H22ZM40 153V152H39ZM45 153V152H43ZM87 154L88 151L86 152ZM109 153V152H108ZM170 153V152H169ZM190 153V152H189ZM216 153V152H214ZM31 154V153H30ZM171 154V153H170ZM190 154V155H191ZM217 154V153H216ZM217 154V155H218ZM225 154V153H223ZM28 155V154H27ZM38 155V154H36ZM40 155V154H39ZM43 155V154H42ZM51 154H44V163H45V168L47 169V178L48 180L46 181V183L49 181V186H47V189H45L44 191H42V196L39 198H42L43 201H45V203H47L46 201H48V204L53 203V205H51L53 208L49 209L48 213L46 209V213L48 214V218L45 219H49V221H51L50 223H52V225H61L59 228V230H62L65 226H74L76 225L77 222H81L83 223V220L81 219L80 214L77 218H70L67 213L63 211L62 207L60 204H63V199H61V196L59 194V191L62 192V190H68L69 186L71 187V182L69 183V176H70V170L66 169L64 167V172H63V179L62 182H60L61 180H59V175L57 173V170L55 169V163L58 161H67L69 160V158H71L70 162L71 164L74 163L75 160V155H71V154H65L62 152H55L52 156ZM135 155V154H134ZM174 155V154H173ZM230 155V154H229ZM22 156V155H21ZM51 158H50V157ZM95 156V155H94ZM149 156V155H148ZM186 156V155H185ZM219 156V155H218ZM221 157H223L222 155H220ZM2 157V156H1ZM20 157V156H19ZM28 156H26L27 158ZM34 157V154H33ZM96 157V156H95ZM94 157V158H95ZM136 157V156H135ZM150 157V156H149ZM179 157V156H177ZM42 158V157H41ZM40 158V159H41ZM92 158V157H91ZM93 158V159H94ZM99 158V157H98ZM175 158V157H174ZM20 159V158H19ZM33 159V158H32ZM35 159V158H34ZM39 159V158H37ZM43 159H41L43 161ZM55 163H54V161ZM100 159V158H99ZM15 160V159H14ZM27 160V159H24ZM23 160V161H24ZM86 160V159H85ZM106 160V159H105ZM175 160V159H174ZM28 161V160H27ZM38 161V160H37ZM97 161V160H96ZM3 162V161H1ZM36 162V159H35ZM91 162V161H90ZM5 163V162H4ZM10 163V162H9ZM28 163V162H27ZM94 163V161L92 162ZM190 162L187 164L189 165ZM4 165V164H3ZM11 165V164H10ZM17 166V164H15ZM34 165V164H33ZM41 165V164H40ZM62 165V163H61ZM60 165V166H61ZM179 165V164H178ZM192 165V163L190 164ZM1 166V165H0ZM8 165L1 166L3 168H1L0 172L6 175H8L10 173V169L7 167ZM15 166V167H16ZM21 166V165H19ZM24 166H26L24 164ZM32 166V164L30 165ZM43 166V167H44ZM141 166V165H140ZM13 168V170L17 169V168ZM36 167V166H35ZM58 167V166H57ZM62 167V166H61ZM68 167V166H67ZM189 167V166H187ZM192 167V166H191ZM217 167V166H216ZM38 168V167H37ZM36 168V170H37ZM59 168V167H58ZM155 169V167H152ZM158 168V167H156ZM184 168V167H183ZM218 168V167H217ZM43 169V168H42ZM63 169V168H62ZM187 169V168H185ZM195 169V168H193ZM12 170V169H11ZM35 170V168H34ZM32 170V172L34 171ZM36 170L34 172H36ZM40 170V168H39ZM56 170V172H55ZM61 170V169H59ZM156 170V169H155ZM159 170V169H158ZM179 170V169H178ZM176 170V171H178ZM182 170V169H181ZM189 171V169H187ZM217 170V169H216ZM220 170V169H219ZM157 171V170H156ZM185 171V170H184ZM222 171V170H221ZM14 172V171H12ZM18 172V171H17ZM32 173L33 174V178L35 180H39V178H43L40 175H46V171H44V173L42 171V173H40V175H38L37 173ZM39 172V171H37ZM60 172V171H58ZM153 172H155L153 170ZM161 172V171H160ZM16 173V172H15ZM31 173V172H30ZM62 173V172H61ZM156 173V172H155ZM154 173V174H155ZM163 173V172H162ZM173 173V172H172ZM181 173V172H180ZM188 173V172H187ZM217 173V171H216ZM219 173V172H218ZM13 174V173H12ZM17 174V173H16ZM160 174V173H159ZM164 174V173H163ZM178 174V173H177ZM182 174V173H181ZM184 174V173H183ZM221 174V173H220ZM2 175V176H3ZM24 175V174H23ZM31 175V174H30ZM58 175V177H57ZM85 175V174H84ZM83 175V176H84ZM167 175V174H165ZM194 175V174H193ZM1 176V174H0ZM1 176V177H2ZM9 176V175H8ZM39 176V178H38ZM173 176V175H172ZM177 176V175H175ZM217 176V175H216ZM227 176V175H226ZM262 176V175H261ZM264 176V175H263ZM262 176V177H263ZM16 177V176H15ZM25 177V176H24ZM45 177V176H44ZM132 177V176H131ZM130 177V178H131ZM167 177V176H166ZM178 180L176 178L172 179V180H167L165 182H163L160 185L162 188H164L163 190L160 189V194L156 195V193L153 190V201H157L156 206H153V217H152V221H153V231L155 232L154 235V241H161L163 242V252H164V259L162 261H159L158 264H225V259L222 258L221 256H219V250L215 247H211L208 246L206 243L210 241H214L217 238L214 239V236L211 233H207V229L209 227V220L206 219V221L204 222L203 220L200 221L199 219H189V220H185L183 221V228L181 226H179V218L176 216L177 212L174 210V208L171 205V201L169 200V203L163 202V198L166 195H169L172 192V190L176 189L175 187L177 186V183L180 181L181 177L180 174L177 176ZM189 177V176H188ZM214 177V176H213ZM221 177V176H220ZM223 177V176H222ZM13 178V177H12ZM17 178V177H16ZM85 178V180H84ZM191 178V177H190ZM212 178V177H211ZM261 178V177H260ZM264 178V177H263ZM7 179V177H6ZM10 179V177H9ZM7 179V180H9ZM14 179V178H13ZM46 179V178H44ZM43 179V180H44ZM166 179V178H163ZM169 179V178H168ZM195 179V177H194ZM193 179V180H194ZM207 179V178H206ZM214 179V178H212ZM220 179V178H219ZM218 179V180H219ZM225 179V178H223ZM228 179V178H226ZM231 179V178H229ZM228 179L229 182H222L221 179L220 181H217L221 184V186H223V188H226L228 190V194H230V197L235 199V201L239 202L238 200L242 197V193L243 191L247 190L248 194L246 195V197H254V196H258L259 194L257 193V187H245V184H243V186L241 187L240 185L236 184L234 181H230ZM12 180V179H11ZM15 180V179H14ZM42 179L40 181H43ZM101 180V179H100ZM130 181L129 178L125 179V181ZM232 180V179H231ZM259 181L261 179H258ZM256 182H259V181ZM263 180V179H262ZM26 181V180H25ZM77 181V179H75V182ZM83 181H87L86 177H80L79 180L77 181L78 183H83ZM159 181V180H156ZM181 181H183L181 179ZM195 181V180H194ZM200 181V180H199ZM206 181V180H205ZM210 181V180H209ZM214 181V180H213ZM226 181V180H225ZM9 182V181H7ZM13 182V181H11ZM32 182V180H31ZM30 182V183H31ZM37 182V181H36ZM39 182V181H38ZM106 182V181H105ZM155 182V181H154ZM160 182V181H159ZM215 182V181H214ZM216 182V183H217ZM253 182V181H252ZM250 182V183H252ZM255 182V183H256ZM262 182V181H261ZM15 182L11 183L14 185ZM20 183V182H19ZM41 183V182H40ZM44 183V181H43ZM62 183V184H61ZM74 183V182H72ZM180 183V182H179ZM204 183V182H203ZM213 183V182H212ZM264 185V181L262 182ZM10 184V185H11ZM24 184V183H23ZM77 184V183H75ZM74 184V185H75ZM87 184V183H86ZM102 184V183H101ZM156 184V182H155ZM206 184V183H205ZM253 184V183H252ZM9 185V186H10ZM26 185V184H25ZM42 185V184H41ZM47 185V184H46ZM45 184H43V186H46ZM73 185V184H72ZM103 185V184H102ZM112 185V184H111ZM211 185V184H210ZM12 186V185H11ZM22 186V185H21ZM27 186V185H26ZM63 186V187H62ZM77 186V185H75ZM100 186V185H99ZM107 186V185H106ZM156 186V185H155ZM153 186V187H155ZM190 186V185H189ZM187 186V187H189ZM209 186V183L206 185ZM220 186V187H221ZM240 186V187H239ZM249 186V185H248ZM257 186V184H256ZM260 186V185H259ZM2 187V186H1ZM7 187V186H6ZM13 187V186H12ZM159 187V188H160ZM214 187V186H213ZM14 188V187H13ZM46 188V187H45ZM74 187H72L71 189H73ZM99 188V187H98ZM105 188V187H104ZM107 188V187H106ZM158 188V190H159ZM178 188V187H177ZM184 188V187H183ZM190 188V187H189ZM215 188V187H214ZM29 189V188H28ZM95 189V188H94ZM156 189V188H155ZM195 189V187H194ZM202 189V188H201ZM225 189V190H226ZM2 190V189H1ZM0 190V191H1ZM70 190V189H69ZM75 190V189H73ZM99 190V189H98ZM112 191V189H110ZM173 190V191H174ZM184 190V189H183ZM189 190V189H187ZM191 190V189H190ZM189 190V192H190ZM261 190V189H260ZM3 191V190H2ZM12 191V190H11ZM38 191V190H37ZM63 191V192H64ZM77 191V190H76ZM75 191V192H76ZM151 191V190H150ZM148 191V192H150ZM185 191V190H184ZM62 192V193H63ZM73 192V191H72ZM80 192V190H79ZM101 192V191H100ZM117 192V191H116ZM159 192V191H157ZM175 192V191H174ZM181 192V191H180ZM187 192V191H186ZM184 192V193H186ZM246 192V191H245ZM1 193V192H0ZM6 193V192H5ZM25 193V192H24ZM40 193V194H41ZM61 193V194H62ZM67 193V192H66ZM151 193V192H150ZM149 193V194H150ZM177 192H175L174 194H176ZM28 195V192L25 193ZM24 194V195H25ZM34 194V193H33ZM64 194V193H63ZM74 194V193H73ZM179 195V193H177ZM176 194V195H177ZM183 194V193H182ZM188 195V193H186ZM193 194V193H192ZM197 194V193H196ZM245 194V193H244ZM243 194V195H244ZM2 195V194H1ZM5 195V194H3ZM15 195V194H14ZM32 195V194H31ZM151 195V194H150ZM172 195V194H171ZM177 197H180L178 196ZM181 195V194H180ZM263 195V193H262ZM10 196V195H8ZM12 196V194H11ZM29 196V195H28ZM33 196V195H32ZM109 196V195H108ZM184 196V195H183ZM182 196V197H183ZM186 196V195H185ZM189 196L191 197V194H189ZM199 196V195H198ZM207 196V195H206ZM226 196V195H225ZM2 197V196H1ZM0 197V199H1ZM27 197V196H25ZM63 197V196H62ZM111 197V196H109ZM172 197V196H171ZM170 197V198H171ZM193 198L195 196H192ZM191 197V198H192ZM197 197V196H196ZM228 197V196H227ZM245 197V195H244ZM37 198V197H36ZM35 198V199H36ZM106 198V197H105ZM112 198V197H111ZM117 198V197H116ZM189 198V197H188ZM207 198V197H206ZM263 198V197H262ZM3 199V198H2ZM9 199V198H8ZM8 199H6L8 201ZM51 200V202L49 203V200ZM110 199V198H109ZM115 199V198H114ZM118 199V198H117ZM116 199V200H117ZM121 199V198H120ZM176 199V198H174ZM181 200H183V198L180 197ZM198 199V198H196ZM200 199V197H199ZM209 199V198H208ZM227 199V198H226ZM243 199V198H242ZM241 199V200H242ZM252 199V198H251ZM264 199V198H263ZM262 199V200H263ZM19 200V199H18ZM40 200V199H39ZM41 200V201H42ZM62 200V201H61ZM112 200V199H111ZM177 200V199H176ZM188 201H192L187 199ZM207 200V199H206ZM215 200V199H214ZM230 200V199H229ZM247 199H245L246 201ZM25 201V200H24ZM31 201V200H30ZM110 201V200H109ZM178 201H180L178 199ZM185 201V199L183 200V202ZM200 201V200H199ZM202 201V200H201ZM251 201V200H250ZM255 201V200H254ZM258 201V200H257ZM3 202L5 201H0L1 204H4ZM12 202V201H11ZM21 202V201H20ZM19 202V203H20ZM61 202V203H60ZM114 202V201H113ZM118 202V200H117ZM168 202V201H167ZM175 202V201H174ZM177 202V201H176ZM182 203V201H180ZM187 202V201H186ZM248 202V201H247ZM9 203V202H8ZM44 203V204H45ZM178 203V202H177ZM180 203V204H181ZM190 203V202H189ZM201 203V202H200ZM200 203H199V207H200ZM213 203V202H211ZM217 203V202H216ZM240 203V202H239ZM243 203V202H241ZM246 203V202H245ZM250 203V202H249ZM255 203V202H254ZM259 203V202H258ZM256 203V204H258ZM264 203V202H263ZM105 204V203H104ZM107 204V203H106ZM154 204V203H153ZM173 204V203H172ZM176 204V203H175ZM184 204V203H182ZM187 204V203H186ZM208 204V203H207ZM210 204V202H209ZM219 204V203H218ZM25 205V203L23 204ZM39 205V204H38ZM37 205V206H38ZM178 205V204H177ZM194 205V204H193ZM202 205V204H201ZM206 205V204H205ZM214 205V204H213ZM221 205V204H220ZM244 205V204H241ZM250 204H248L249 206ZM262 205V204H260ZM259 205V206H260ZM8 206V205H7ZM12 206V205H11ZM10 206V207H11ZM43 206V204H42ZM41 206V207H42ZM48 206V205H47ZM104 208H108V206L104 205ZM121 206V205H120ZM119 206V207H120ZM179 206V205H178ZM184 206V205H181ZM189 207V205H187ZM216 206V205H214ZM252 206V204H251ZM250 206V207H251ZM254 206V205H253ZM3 207V206H2ZM5 207H6V203H5ZM4 207V208H5ZM9 207V208H10ZM40 207V208H41ZM65 207V205L63 206ZM111 207V206H110ZM191 207H193L191 205ZM236 207V206H235ZM241 207V206H239ZM243 207V206H242ZM246 207V206H245ZM4 208H1L2 210H4ZM43 208V207H42ZM49 208V207H48ZM69 208V207H68ZM102 208V207H101ZM177 208V207H176ZM190 208V207H189ZM194 208V207H193ZM197 208V207H196ZM213 208V206L211 207V209ZM0 209V210H1ZM44 209V208H43ZM88 210V208H86ZM99 209V208H98ZM110 209V208H109ZM131 209V208H130ZM179 209V208H178ZM182 209V208H181ZM187 209V207H186ZM192 209V208H191ZM209 209V208H208ZM237 209V208H236ZM241 209V208H240ZM12 210V208H11ZM28 210V209H27ZM102 210H104L102 208ZM99 209V212L102 211ZM135 210V209H134ZM148 210V209H147ZM183 210V209H182ZM181 210V211H182ZM195 210V209H193ZM193 210H191L193 212ZM204 212V208L202 209ZM14 211V208H13ZM44 211V210H43ZM42 211V213H43ZM70 211V210H69ZM84 213L85 210H83ZM92 211V210H91ZM94 211V210H93ZM96 211H98L96 209ZM107 211V209L105 210ZM110 211V210H109ZM146 211V209H145ZM180 211V210H178ZM179 213H182V212ZM216 211V210H215ZM25 212V210H24ZM72 212V211H70ZM112 212V211H110ZM126 212V211H125ZM186 212V211H185ZM190 212V210L188 211ZM197 212V211H196ZM210 212V211H209ZM212 212V211H211ZM210 212V213H211ZM4 213V212H3ZM45 213V212H44ZM84 213H82L81 215H83ZM107 213H109L107 211ZM131 213V212H129ZM195 213V212H194ZM193 213V214H194ZM7 213V217H8ZM15 214V213H14ZM12 213V216L14 215ZM93 214V213H92ZM101 214V213H100ZM111 214V213H110ZM110 214H106L107 216ZM114 214V213H113ZM112 214V215H113ZM123 214V213H122ZM126 214V213H125ZM138 214V213H137ZM141 214V213H140ZM139 214V215H140ZM147 214V212H146ZM187 214V213H186ZM192 213H190L191 216ZM197 214V213H196ZM195 214V215H196ZM2 215V213H1ZM0 215V216H1ZM6 215V213H5ZM4 215V217H6ZM11 215V214H10ZM72 215V213H71ZM76 215V214H75ZM91 215V214H90ZM117 215V214H116ZM128 215V214H127ZM183 215L184 212H183ZM202 215V213H201ZM217 215V214H216ZM121 216V215H120ZM119 216V217H120ZM147 216V215H146ZM178 216H180V214H178ZM187 216V215H185ZM184 216V217H185ZM189 216V215H188ZM197 216V215H196ZM3 217V216H2ZM10 217V216H9ZM8 217V218H9ZM18 217V216H17ZM44 217V216H43ZM46 217V216H45ZM72 217H74V215H72ZM96 217V216H95ZM103 217V215H102ZM115 217V214H114ZM118 217V216H117ZM193 217V216H192ZM203 217V216H202ZM213 217V216H211ZM84 218V217H83ZM98 218V216H97ZM104 218V217H103ZM111 218V217H110ZM178 218V219H177ZM187 218V217H186ZM208 218V217H207ZM5 219V218H4ZM4 219H2L1 221H3ZM20 219V218H18ZM88 219V218H87ZM114 219V218H113ZM182 219V217H181ZM185 219V218H183ZM203 219V218H202ZM213 219V218H212ZM8 220V219H7ZM7 220H5L7 222ZM32 220V219H31ZM86 220V219H85ZM94 220H96L94 218ZM97 222H100L102 219H97ZM100 220V221H99ZM108 220V218H107ZM106 220V221H107ZM112 221V218L110 219ZM122 220V219H121ZM126 220V219H125ZM211 220V219H210ZM5 221H3L5 223ZM11 221V220H9ZM15 221V219H14ZM22 221V220H21ZM88 221V220H87ZM93 221V220H90ZM103 221V220H102ZM115 221V219H114ZM119 221V220H117ZM134 221V220H133ZM142 221V220H141ZM182 221V220H181ZM2 222V223H3ZM16 222V221H15ZM30 222V221H29ZM120 222V221H119ZM118 222V223H119ZM128 222V221H126ZM132 222V221H131ZM128 222V223H131ZM222 222V221H221ZM9 223V222H8ZM7 223V224H8ZM94 223V222H93ZM96 223V222H95ZM102 223V222H101ZM111 223V222H110ZM114 223V222H113ZM150 223V222H149ZM18 224V223H16ZM45 224H48V222L42 223V225L44 226ZM92 224V223H91ZM98 224V223H96ZM100 224V223H99ZM104 224V223H103ZM102 224V225H103ZM108 224V223H106ZM105 224V226H106ZM120 224V223H119ZM118 224V225H119ZM125 224V223H124ZM145 224V223H142ZM10 225V224H9ZM27 225V224H26ZM83 225V224H81ZM117 225V224H116ZM117 225V226H118ZM129 225V224H128ZM146 225V224H145ZM148 225V223H147ZM212 225V224H210ZM6 226V225H5ZM14 226V225H13ZM55 226V228L57 227ZM63 226V227H62ZM77 226V225H76ZM85 226V225H83ZM94 226V224H93ZM98 226V225H97ZM104 226V225H103ZM112 226V225H111ZM116 226V227H117ZM123 226V225H122ZM176 226L175 229L178 228L177 232H180L183 234L184 236V246H182L181 249H178L176 247V243L174 245V238H176V233L174 231V227ZM62 227V228H61ZM82 227V226H80ZM89 227V225L87 226ZM86 227V229H87ZM96 227V225L94 226ZM108 227V226H107ZM100 227L98 226V232L95 233L98 237H100V241H103V244L106 248L105 250L103 249V247L101 249H103L104 251L102 252V250H97L94 245L93 248H95L98 252L96 254V257H94L97 260H100L98 264H110V262L112 264H128L127 261H124V257L121 258L118 254V252L115 251L116 248L120 241L118 240L119 238H121V236L119 237V230H118V234L114 231L115 228L110 230V227ZM121 227V225L119 226ZM129 227V226H127ZM141 227V226H140ZM144 227V226H143ZM147 227V226H145ZM214 227V226H213ZM2 228V227H1ZM39 228V227H38ZM49 228V227H48ZM73 228V227H72ZM83 228V227H82ZM81 228V230H82ZM85 228V227H84ZM122 228V227H121ZM124 228V227H123ZM122 228V230H123ZM134 228V227H133ZM211 228V227H210ZM215 228V227H214ZM4 229H8V228H4ZM30 229V228H29ZM57 229V228H56ZM66 229V228H65ZM89 229V228H88ZM96 228H92V230H94ZM118 229V228H117ZM125 229V228H124ZM145 229V228H144ZM152 229V227L150 228V230ZM212 229V228H211ZM13 230V229H12ZM50 230V229H49ZM58 230V231H59ZM68 230V228L66 229ZM65 230V232H66ZM85 230V229H83ZM82 230V231H83ZM91 230V228H90ZM91 230V231H92ZM130 230V229H128ZM140 230V229H139ZM214 230V229H213ZM212 230V232H213ZM219 230V229H218ZM5 231V230H3ZM10 231V229H9ZM31 231V230H30ZM57 231V230H56ZM90 231V232H91ZM127 231V230H126ZM132 231V230H131ZM211 231V230H210ZM260 231V230H259ZM8 232V230H7ZM11 232V231H10ZM9 232V233H10ZM29 232V231H28ZM62 232V231H60ZM64 232V231H63ZM62 232V234H63ZM86 231H84L85 233ZM125 232V231H124ZM141 232H142V228H141ZM151 232V233H152ZM8 233V234H9ZM58 233V232H57ZM71 233V232H70ZM83 233V234H84ZM89 233V232H87ZM85 233V236L86 234ZM94 233V231H93ZM92 233V234H93ZM130 233V232H129ZM136 233V231H135ZM143 233V232H142ZM149 233V232H148ZM215 233V232H214ZM213 233V234H214ZM3 234V233H2ZM12 234V233H11ZM60 234V233H59ZM116 234H117V238H116ZM122 234V233H121ZM120 234V235H121ZM126 234V233H125ZM6 236V234H3ZM69 235V234H67ZM89 235V234H88ZM94 235V234H93ZM137 235V234H136ZM135 235V236H136ZM139 235V234H138ZM147 235V234H146ZM8 236V235H7ZM84 236V235H83ZM94 235V237H97ZM140 236V235H139ZM49 237H52V235H50ZM180 237V236H179ZM219 237V236H216ZM16 238V236H15ZM87 238V237H86ZM115 238L118 240L116 242H118V245L115 247L114 242H115ZM128 239V237H126ZM124 238V239H126ZM137 238V236L135 237ZM134 238V239H135ZM3 239V238H2ZM6 239V238H4ZM8 239V237H7ZM55 240L56 238H52V240ZM58 239V238H57ZM73 239V238H70ZM76 239H78L76 237ZM123 239V238H122ZM178 239V238H177ZM176 239V240H177ZM182 239V237H181ZM214 239V240H213ZM243 239V238H242ZM12 240V239H11ZM19 240V238H18ZM25 240V238H24ZM30 240V239H29ZM59 240V239H58ZM62 240V239H61ZM80 240V238H79ZM83 240V239H82ZM85 240V238H84ZM88 240V238L86 239ZM96 240V239H95ZM121 240V239H120ZM6 241V240H5ZM13 241V240H12ZM17 241V240H15ZM67 241V240H66ZM66 241L63 239V242ZM72 241V240H71ZM78 241V240H76ZM76 241H74L76 243ZM81 241V240H80ZM90 241V239H89ZM98 241V242H100ZM123 241V240H122ZM125 241V240H124ZM127 241V240H126ZM131 241V239H130ZM151 241V240H150ZM181 241V240H180ZM183 241V240H182ZM219 241V240H218ZM246 241V240H245ZM2 242V241H0ZM10 242V240H9ZM14 242V241H13ZM91 242L94 243L93 240H91ZM115 242V243H116ZM132 242V241H131ZM130 242V243H131ZM148 242V241H147ZM217 242V241H216ZM264 242V241H263ZM4 243V240L2 242V244ZM70 243V242H69ZM74 243V244H75ZM96 243V241H95ZM94 243V244H95ZM129 243V244H130ZM159 243V242H158ZM18 244V243H16ZM60 244V243H59ZM63 244V243H61ZM72 244V243H71ZM80 244V243H79ZM77 244V246L79 245ZM92 244V243H90ZM98 244V243H97ZM96 246H101V244ZM132 244V243H131ZM145 244V243H144ZM149 244V243H148ZM151 244V243H150ZM153 244V243H152ZM156 244V243H155ZM212 244V243H211ZM219 244V242H218ZM26 245V243H25ZM126 245V244H125ZM140 245V244H139ZM138 245V246H139ZM146 245V244H145ZM157 245V244H156ZM216 245V243H215ZM214 245V246H215ZM223 245V243L221 244V246ZM4 246V245H3ZM8 246V247H7ZM7 246H4L6 248L4 249H0V258L5 257L4 253L9 250L8 248H12V249H17L16 245L12 244V243H8ZM22 246V245H21ZM20 246V247H21ZM27 246V245H26ZM61 246V245H60ZM59 246V247H60ZM134 246V245H132ZM226 246V245H225ZM34 247V246H33ZM64 247V246H63ZM62 247V248H63ZM68 247V246H66ZM71 247V246H70ZM136 247V246H135ZM154 247V245H153ZM158 247V246H157ZM161 247V246H160ZM244 247V246H243ZM1 248V247H0ZM3 248V247H2ZM75 248V247H74ZM122 249V246L120 247ZM127 248V247H126ZM129 248V247H128ZM127 248V249H128ZM137 248V247H136ZM135 248V249H136ZM219 248V247H218ZM223 248V247H222ZM256 248V246H255ZM260 248V247H259ZM35 249V248H34ZM32 247H28V249L26 250H19L18 254H16V256L18 255L19 258L22 260V256H24V252H28V254L30 255L29 257L36 259V257H38L36 255V251L34 250ZM84 249V248H83ZM90 249V248H89ZM139 249V248H138ZM221 249V248H220ZM225 249V248H223ZM222 249V250H223ZM232 249V247L230 248ZM254 249V248H253ZM18 250V249H17ZM63 250L65 251V249L63 248ZM70 249L68 248L67 251H69ZM72 250V249H71ZM70 250V251H71ZM76 250V249H74ZM82 250V249H79ZM85 250V249H84ZM129 250H132L129 248ZM128 250V251H129ZM221 250V253H222ZM251 250V249H250ZM255 250V249H254ZM263 250V249H262ZM13 251V250H12ZM59 251V250H58ZM66 251V252H67ZM124 251V250H123ZM126 251V249H125ZM139 251V250H138ZM65 252V253H66ZM90 252V251H89ZM91 252H93V249L91 248ZM132 251H130L131 253ZM157 252V251H155ZM161 252V251H160ZM226 252V250H225ZM241 252V250H240ZM247 252V251H246ZM251 253V251H249ZM253 252V251H252ZM256 252V251H254ZM258 252V251H257ZM7 253V252H6ZM13 253V252H12ZM17 253L14 252V254ZM62 252H60L61 254ZM70 253V252H69ZM74 253V252H73ZM124 253V252H122ZM134 253V252H133ZM132 253V254H133ZM138 253V252H137ZM244 253V252H243ZM264 253V252H263ZM262 253V254H263ZM38 254V253H37ZM86 254H88L86 252ZM139 254V253H138ZM137 254V255H138ZM154 254V253H153ZM223 254V253H222ZM227 254V253H226ZM225 254V255H226ZM235 254V253H234ZM239 254V252H238ZM59 255V254H58ZM64 255V254H63ZM61 255V257L63 256ZM124 254H121V256ZM149 255V254H148ZM161 255V254H160ZM223 255V256H225ZM250 255V254H249ZM255 255V254H254ZM260 255V254H259ZM12 256V255H11ZM28 256V255H27ZM85 256V255H84ZM83 256V258H84ZM125 256V255H124ZM143 256V255H142ZM141 256V257H142ZM154 256V255H153ZM241 256V255H240ZM245 256V255H244ZM247 256V255H246ZM10 257V256H9ZM127 257V255H126ZM125 257V258H126ZM140 257V258H141ZM145 257V256H143ZM159 257V255H158ZM158 257H156L158 259ZM169 257V258H167ZM237 257V256H236ZM253 257V255H252ZM257 257V255H256ZM264 257V256H263ZM8 258V257H7ZM58 258V257H56ZM134 258V257H133ZM132 258V259H133ZM136 258V256H135ZM134 258V259H135ZM139 258V257H138ZM149 258V257H148ZM171 258V259H170ZM226 258V257H225ZM228 258V257H227ZM244 258V257H242ZM257 258H260L257 257ZM17 259V258H16ZM24 259V258H23ZM28 259V258H27ZM55 259V258H54ZM64 259V258H63ZM61 259V261L63 260ZM67 259V258H66ZM131 259V260H132ZM246 259V258H245ZM249 259V257H248ZM252 259V258H250ZM249 259V260H250ZM261 259V258H260ZM264 259V258H263ZM3 260V259H2ZM12 260L13 256H12ZM11 260V261H12ZM19 260V259H18ZM38 260V259H37ZM51 260V259H50ZM60 260V256L58 258V261ZM65 260V259H64ZM83 259H81L82 261ZM127 260V259H126ZM141 260V259H140ZM139 260V261H140ZM143 260V258H142ZM148 260V259H147ZM228 260V259H227ZM247 260V259H246ZM258 260V259H257ZM262 260V259H261ZM8 261V260H7ZM17 261V260H16ZM20 261V260H19ZM52 261V260H51ZM85 262V258L83 260ZM129 261V260H128ZM137 261V260H136ZM144 261V260H143ZM142 261V262H143ZM156 261V260H155ZM243 260H240V262ZM251 261V260H250ZM263 261V260H262ZM18 262V261H17ZM35 262V261H33ZM53 262V261H52ZM70 262V261H69ZM149 262V261H148ZM147 262V263H148ZM158 262V261H157ZM228 262V261H227ZM1 263V261H0ZM3 263V262H2ZM8 263V262H7ZM14 263V262H12ZM19 263V262H18ZM17 263V264H18ZM23 263V262H22ZM56 263V262H55ZM54 263V264H55ZM60 263V261H59ZM132 262H129V264ZM137 263V262H136ZM141 263V262H140ZM139 262L137 264H140ZM230 263V262H229ZM232 263V262H231ZM237 263V262H236ZM243 262H241L242 264ZM247 263V262H246ZM252 263V262H251ZM5 264V263H4ZM29 264V262H28ZM31 264V263H30ZM37 264V261H36ZM58 264V263H57ZM63 264V262H62ZM153 264V263H152ZM156 264V262H155ZM248 264V263H247Z\"/></svg>",
	"mask_w": 264,
	"mask_h": 264
}]
</instances>
